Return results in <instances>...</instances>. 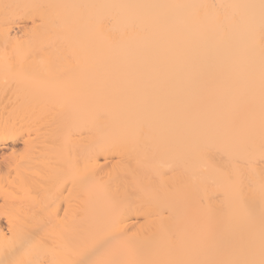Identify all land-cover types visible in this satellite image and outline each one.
<instances>
[{"label": "bare ground", "instance_id": "6f19581e", "mask_svg": "<svg viewBox=\"0 0 264 264\" xmlns=\"http://www.w3.org/2000/svg\"><path fill=\"white\" fill-rule=\"evenodd\" d=\"M0 264H264V0H0Z\"/></svg>", "mask_w": 264, "mask_h": 264}]
</instances>
